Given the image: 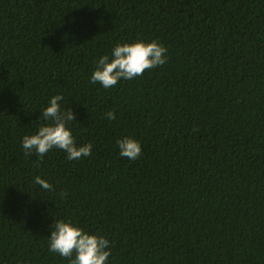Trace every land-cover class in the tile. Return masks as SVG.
Segmentation results:
<instances>
[{"label":"trees","instance_id":"obj_1","mask_svg":"<svg viewBox=\"0 0 264 264\" xmlns=\"http://www.w3.org/2000/svg\"><path fill=\"white\" fill-rule=\"evenodd\" d=\"M141 40L163 66L90 82ZM56 95L92 154L37 167L23 137ZM59 218L107 238L106 264H264V0H0V264H70L49 250Z\"/></svg>","mask_w":264,"mask_h":264},{"label":"clouds","instance_id":"obj_2","mask_svg":"<svg viewBox=\"0 0 264 264\" xmlns=\"http://www.w3.org/2000/svg\"><path fill=\"white\" fill-rule=\"evenodd\" d=\"M167 48L157 41H137L134 43L117 44L112 50L111 57L101 56L96 62L90 82L100 83L105 89L117 85L121 79L132 80L143 76L147 70L163 66L167 61ZM62 95L53 96L49 105L42 110L40 120L48 121L42 124L37 133L24 136L22 147L25 155L35 154L39 159L35 166L43 163L49 151L58 149L67 154L69 161L80 160L92 154V144L77 146L69 122L76 121L73 110L61 111ZM109 120H115L114 111L106 113ZM120 156L128 160H137L142 155V146L139 141L124 137L117 141ZM35 183L44 190H54L53 186L37 176ZM67 197L66 192L60 194ZM49 240V250L52 253L70 260V264H106L111 252L110 242L103 236L89 234L74 225L71 220L58 219L52 225ZM74 257V258H73Z\"/></svg>","mask_w":264,"mask_h":264}]
</instances>
